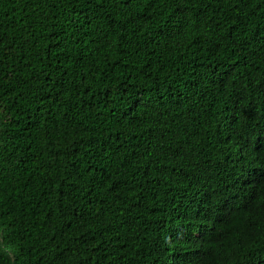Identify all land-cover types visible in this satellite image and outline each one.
I'll return each mask as SVG.
<instances>
[{
  "label": "trees",
  "instance_id": "16d2710c",
  "mask_svg": "<svg viewBox=\"0 0 264 264\" xmlns=\"http://www.w3.org/2000/svg\"><path fill=\"white\" fill-rule=\"evenodd\" d=\"M0 264H264V0H0Z\"/></svg>",
  "mask_w": 264,
  "mask_h": 264
},
{
  "label": "clouds",
  "instance_id": "9594fccd",
  "mask_svg": "<svg viewBox=\"0 0 264 264\" xmlns=\"http://www.w3.org/2000/svg\"><path fill=\"white\" fill-rule=\"evenodd\" d=\"M248 179V177H247V175L246 176H243V177H239V179L235 182V184L233 185V188L235 189V190H239L241 187H242V185L245 183V181ZM225 195L227 196V197H229V198H236V199H240V197L239 196H237L234 192H232L231 190H230V187L228 186L227 187V189H226V193H225ZM242 202H244V198H242Z\"/></svg>",
  "mask_w": 264,
  "mask_h": 264
}]
</instances>
